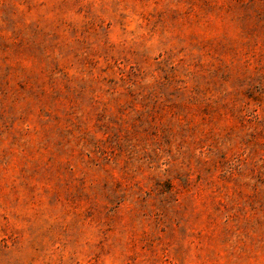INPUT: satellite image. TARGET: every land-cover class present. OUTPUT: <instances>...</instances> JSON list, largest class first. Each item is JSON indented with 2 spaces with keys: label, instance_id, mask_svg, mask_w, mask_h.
Masks as SVG:
<instances>
[{
  "label": "rangeland",
  "instance_id": "1",
  "mask_svg": "<svg viewBox=\"0 0 264 264\" xmlns=\"http://www.w3.org/2000/svg\"><path fill=\"white\" fill-rule=\"evenodd\" d=\"M0 264H264V0H0Z\"/></svg>",
  "mask_w": 264,
  "mask_h": 264
}]
</instances>
